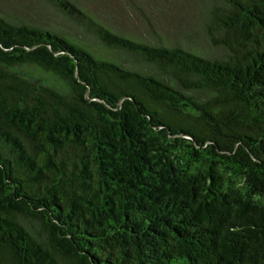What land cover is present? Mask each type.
Instances as JSON below:
<instances>
[{"label": "trees", "instance_id": "16d2710c", "mask_svg": "<svg viewBox=\"0 0 264 264\" xmlns=\"http://www.w3.org/2000/svg\"><path fill=\"white\" fill-rule=\"evenodd\" d=\"M43 1L101 50L0 15V264H264V0L212 55Z\"/></svg>", "mask_w": 264, "mask_h": 264}, {"label": "rangeland", "instance_id": "374dc122", "mask_svg": "<svg viewBox=\"0 0 264 264\" xmlns=\"http://www.w3.org/2000/svg\"><path fill=\"white\" fill-rule=\"evenodd\" d=\"M108 29L140 42L181 45L198 53L210 49L204 23L220 0H71ZM0 15L32 26L66 33L92 51L101 47L93 37L62 18L43 0H0ZM207 54V55H209ZM111 57V56H110ZM120 58V56H118ZM127 64L130 59L121 55Z\"/></svg>", "mask_w": 264, "mask_h": 264}]
</instances>
